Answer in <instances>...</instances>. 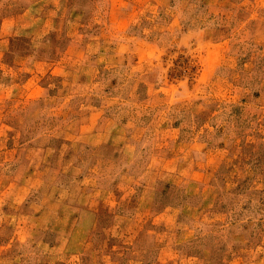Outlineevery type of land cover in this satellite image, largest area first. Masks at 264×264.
<instances>
[{"label": "rangeland", "instance_id": "obj_1", "mask_svg": "<svg viewBox=\"0 0 264 264\" xmlns=\"http://www.w3.org/2000/svg\"><path fill=\"white\" fill-rule=\"evenodd\" d=\"M0 264H264V0H0Z\"/></svg>", "mask_w": 264, "mask_h": 264}]
</instances>
